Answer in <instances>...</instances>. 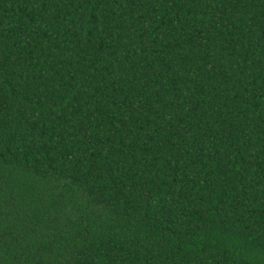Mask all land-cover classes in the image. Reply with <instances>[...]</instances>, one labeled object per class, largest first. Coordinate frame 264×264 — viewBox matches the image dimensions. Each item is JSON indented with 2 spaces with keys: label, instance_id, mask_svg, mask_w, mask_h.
Segmentation results:
<instances>
[{
  "label": "trees",
  "instance_id": "trees-1",
  "mask_svg": "<svg viewBox=\"0 0 264 264\" xmlns=\"http://www.w3.org/2000/svg\"><path fill=\"white\" fill-rule=\"evenodd\" d=\"M0 264H264V0H0Z\"/></svg>",
  "mask_w": 264,
  "mask_h": 264
}]
</instances>
